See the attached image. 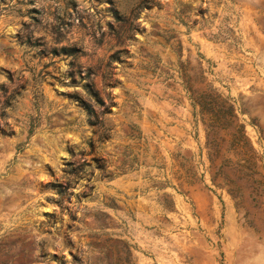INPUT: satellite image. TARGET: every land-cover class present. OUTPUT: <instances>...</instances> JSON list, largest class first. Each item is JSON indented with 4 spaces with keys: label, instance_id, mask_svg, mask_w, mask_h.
<instances>
[{
    "label": "rangeland",
    "instance_id": "rangeland-1",
    "mask_svg": "<svg viewBox=\"0 0 264 264\" xmlns=\"http://www.w3.org/2000/svg\"><path fill=\"white\" fill-rule=\"evenodd\" d=\"M0 264H264V0H0Z\"/></svg>",
    "mask_w": 264,
    "mask_h": 264
},
{
    "label": "trees",
    "instance_id": "trees-1",
    "mask_svg": "<svg viewBox=\"0 0 264 264\" xmlns=\"http://www.w3.org/2000/svg\"><path fill=\"white\" fill-rule=\"evenodd\" d=\"M72 51L73 52H76L77 51V49H72ZM186 89L190 92V93H192V95L190 94V97H191V99L194 101V103L195 102H198L199 104H200V106H201V108H203V104H201V102H199V100H197L198 98V96H199V94H193V90H192V88H191V86H186ZM87 109H88V111L89 112H93V110H92V108L90 107V105L88 106L87 105Z\"/></svg>",
    "mask_w": 264,
    "mask_h": 264
}]
</instances>
